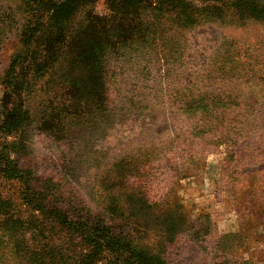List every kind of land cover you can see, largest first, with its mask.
<instances>
[{"label":"rangeland","instance_id":"rangeland-1","mask_svg":"<svg viewBox=\"0 0 264 264\" xmlns=\"http://www.w3.org/2000/svg\"><path fill=\"white\" fill-rule=\"evenodd\" d=\"M108 1L91 8L105 14ZM233 1L250 14L248 0H221L219 19L187 30L152 17L144 37L118 38L99 67L100 108L68 94L63 71L85 67L37 76L29 63L18 90L6 83L25 0H0V264H85L94 245L80 221L127 231L168 264H264V20L233 16ZM13 91L27 113L8 132ZM5 150L29 183L5 172ZM128 255L107 250L91 264Z\"/></svg>","mask_w":264,"mask_h":264},{"label":"trees","instance_id":"trees-1","mask_svg":"<svg viewBox=\"0 0 264 264\" xmlns=\"http://www.w3.org/2000/svg\"><path fill=\"white\" fill-rule=\"evenodd\" d=\"M92 1L25 0L20 9L23 21L18 24L21 28V46L7 70L6 83L14 90H18L25 83L27 78L25 74L29 72L25 69L29 67L24 66L29 63L37 76H43L48 67L61 65L85 67L84 77H80L79 73L74 75L72 73L69 76V72L63 71L65 80L71 85L68 94H72L76 101L94 98L101 108L106 101L104 96L106 86L102 81L103 76L99 72V67H105L106 57L116 45L118 38L126 37L130 40L133 34L144 37V33H150L156 26L155 21L151 22L152 17L158 19L163 16L164 19L169 15L168 19L177 27L188 30L207 17L210 20L213 18L216 20L215 17L219 19L225 12L223 4L218 2L221 0L203 6H198L191 0H109L108 12L100 14L91 8ZM248 2L251 15L240 1L228 3V11L238 18L242 14H249L255 19L264 20V0ZM125 34L127 35L123 36ZM61 74L58 69L54 72L57 77ZM13 94L20 104L11 109L5 126L8 132L20 127L27 113L22 107L24 101L19 100V93L13 91ZM9 96L7 93V97ZM8 146L5 144L4 148ZM1 158L7 163L4 170L9 176L18 177L25 183L30 182L26 179L29 174L10 162L6 150L1 152ZM38 206V210L49 211L46 205ZM144 215L154 219L151 227L156 228L160 225L157 223L156 215L150 213ZM59 216L64 218L65 222L70 219L76 220L75 217H67L61 211ZM146 219L132 215L129 220L130 223L138 225L147 223ZM77 224L87 242L94 245V251L86 254L85 264H91L94 255L107 250L120 254L127 252L129 264H168L158 255L133 247L132 235L127 231L124 235L113 234L107 225L100 226L99 222L94 226L88 221L85 223L80 221Z\"/></svg>","mask_w":264,"mask_h":264}]
</instances>
